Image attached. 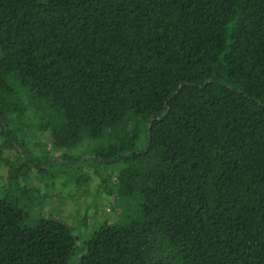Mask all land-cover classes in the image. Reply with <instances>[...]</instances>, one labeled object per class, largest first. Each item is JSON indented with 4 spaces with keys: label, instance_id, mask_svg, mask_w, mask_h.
Instances as JSON below:
<instances>
[{
    "label": "trees",
    "instance_id": "trees-1",
    "mask_svg": "<svg viewBox=\"0 0 264 264\" xmlns=\"http://www.w3.org/2000/svg\"><path fill=\"white\" fill-rule=\"evenodd\" d=\"M24 94L63 148L146 122L141 146L96 152L127 210L74 264H264V0H0V125L29 155ZM26 218L0 198V264H72V228Z\"/></svg>",
    "mask_w": 264,
    "mask_h": 264
},
{
    "label": "rangeland",
    "instance_id": "rangeland-1",
    "mask_svg": "<svg viewBox=\"0 0 264 264\" xmlns=\"http://www.w3.org/2000/svg\"><path fill=\"white\" fill-rule=\"evenodd\" d=\"M23 97L24 116L14 122V128L29 155L11 153L5 147L0 125V198L18 202L27 212L28 225L42 218L65 221L78 237L77 255L71 260L74 264L86 251L92 233L104 223L122 220L127 210V201L109 193L116 190L117 173L122 166L119 162H105L96 152L111 146H141L146 122L128 115L101 136L85 134L77 145L63 148L49 142L41 130L45 117L39 104L31 102L26 94ZM6 157L16 160L18 177H9ZM35 159L49 163L40 169L33 162Z\"/></svg>",
    "mask_w": 264,
    "mask_h": 264
}]
</instances>
